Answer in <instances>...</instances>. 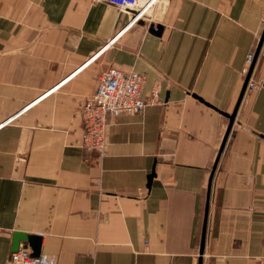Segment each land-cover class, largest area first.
Returning <instances> with one entry per match:
<instances>
[{
    "label": "crops",
    "instance_id": "crops-1",
    "mask_svg": "<svg viewBox=\"0 0 264 264\" xmlns=\"http://www.w3.org/2000/svg\"><path fill=\"white\" fill-rule=\"evenodd\" d=\"M263 2L152 0L131 21L97 0H0V264L15 231L57 264H263L264 47L221 148ZM110 66L162 102L110 118L101 155L80 106Z\"/></svg>",
    "mask_w": 264,
    "mask_h": 264
},
{
    "label": "built area",
    "instance_id": "built-area-1",
    "mask_svg": "<svg viewBox=\"0 0 264 264\" xmlns=\"http://www.w3.org/2000/svg\"><path fill=\"white\" fill-rule=\"evenodd\" d=\"M116 6L119 10L132 11L140 17L152 0H97ZM264 24V2L262 10ZM264 47V40L262 48ZM254 51L246 56L242 74L245 76L254 59ZM146 76L135 70H124L110 66L98 76L95 91L86 98L80 106L82 121V145L95 150L101 155L106 153L107 128L109 119L122 113H142L148 104L161 103L157 90L152 91L150 99L142 95ZM260 83L252 81L247 87L258 88ZM6 264H57L54 256L39 254L32 256L29 248H19L13 251ZM264 264V262H263Z\"/></svg>",
    "mask_w": 264,
    "mask_h": 264
},
{
    "label": "water",
    "instance_id": "water-1",
    "mask_svg": "<svg viewBox=\"0 0 264 264\" xmlns=\"http://www.w3.org/2000/svg\"><path fill=\"white\" fill-rule=\"evenodd\" d=\"M137 20H139V17L137 16V13L132 11L131 21H137ZM161 29H162L161 25H151L150 26V31L155 33V34H159ZM263 40H264V27H263V30L261 32V35H260L256 50H255V53H254L253 62L250 65L247 74L245 75L244 84H243L241 93L239 95L238 101L236 103L235 109H234V111L231 114H227V116L229 118V124H228L227 132H226V134L224 136L221 148L223 147L224 142L226 140V137H227V135H228V133H229L231 127H232V124H233V121H234V118H235V115H236L237 108H238V106H239V104H240V102L242 100V97L244 95V92H245V90L247 88L248 81H249V79L251 77V74H252L256 59H257V57H258V55H259V53L261 51ZM154 174H155L154 172H152L150 174L149 183H150L152 177L154 176ZM207 207H208V201H207L206 208H205V218H204V225H203L200 252L203 251V247H204L205 224H206V216H207V210H208ZM21 242L25 243V247H29L32 256H38L40 254V243H41V236L40 235L29 234V233H25V232H21V231H15L13 233V236H12V251L18 250ZM199 264H201V260L199 261Z\"/></svg>",
    "mask_w": 264,
    "mask_h": 264
}]
</instances>
